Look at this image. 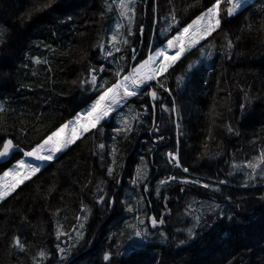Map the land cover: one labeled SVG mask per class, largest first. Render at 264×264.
<instances>
[{
  "label": "trees",
  "instance_id": "trees-1",
  "mask_svg": "<svg viewBox=\"0 0 264 264\" xmlns=\"http://www.w3.org/2000/svg\"><path fill=\"white\" fill-rule=\"evenodd\" d=\"M69 1L57 0L58 9L66 8ZM86 1L74 0L76 7L65 13L51 9L34 12L31 20L23 24L17 37V47L23 50L12 60L9 75L0 73V106L4 108L0 112V150L8 139L31 150L51 130L83 112L86 101L89 105L94 102L88 98L96 93L88 90L89 85L80 84L88 76V68L98 69L103 63L105 71L100 75L109 84L114 79L113 70L130 72L129 48L136 46L138 25L143 23L147 27L150 23L147 39L142 37L140 55H144L148 48H155L164 40L165 34L168 37L176 34L178 28L190 24L209 6L207 0H156L158 16H154L153 1L147 0L148 22H145L139 8L144 0H132L137 13L133 34L129 35L128 21L120 15V0H100L102 10H92L91 16ZM34 2L40 6V0H0V19L16 25L17 17L32 9ZM229 5L228 0H222L220 11L231 29L227 38L232 39L233 48L225 47V32H214L187 50L165 74L172 95L160 92L165 104L180 113L179 135L171 122L175 114L169 120V114L159 107L160 101L156 102V121H169L161 133H148L150 118L143 115L140 107L143 101L136 104L130 101L131 108L125 109V115L133 125L131 133H113L110 127L100 132L98 125L82 135L65 153L59 154L58 162L44 164L40 173L0 203V264H52L50 257L58 256L55 248L60 243L55 237L57 227L75 236L72 229L80 230L81 222L84 240L72 250L69 261L106 264L102 259L104 252H122L135 229L144 227L123 209L125 201L140 207L141 220L145 219V212L158 218L163 216V225L149 228L152 235L144 242L147 248L137 249L146 251L148 256L156 254L158 264H264V199H261L264 159L260 155L264 152V0L242 6L236 12L239 16L234 14L232 18L226 16ZM170 14L178 24L171 20ZM155 18L158 22L154 26ZM150 27L154 35L149 32ZM111 35H116L117 40L111 41ZM101 44L106 50L110 46L121 49L108 58L115 59V64L109 66L103 54H97ZM122 56L124 59H120ZM37 59L41 62L36 63ZM189 64L193 65L191 69ZM138 113L140 116L133 120ZM111 115L114 114L106 118L109 125L113 124ZM121 118L117 116L116 121ZM140 118L144 124L139 123ZM229 126L233 132L228 131ZM235 130L240 132L239 136ZM161 134L166 138L153 143ZM101 143L105 144L104 149L99 148ZM177 147L181 165L189 167V173L168 162L166 153ZM112 148L116 149L113 175L118 174L119 185L107 176ZM19 158L30 162L15 155L13 163ZM250 163L256 165L254 182L246 175L253 171L247 167ZM137 167L142 172L147 170L148 179L143 183L137 181L134 187L131 180L135 179ZM5 170L7 166L0 170V175ZM171 175L196 178L219 186L221 191L176 181L158 184ZM218 180L228 182L218 185ZM245 182L249 184L247 188L242 186ZM145 183L147 192L143 191ZM157 187L159 195L155 193ZM181 187L185 191H179ZM98 188L103 193L116 194L117 204L114 207H107V202L98 204L97 197L103 194ZM140 197H144L143 201ZM217 204L224 217L231 216V220L217 217ZM78 215H87L88 219L77 221ZM196 215L202 217L201 224L195 228L194 238L187 240V228L192 227V217ZM159 232L166 234L167 241ZM14 236L20 237L24 252L11 244ZM64 239L61 237V241ZM181 239L187 242L179 245ZM91 242L94 243L89 249ZM41 251L44 258L39 256ZM130 255H114L113 259L116 264H129ZM135 259L140 264L145 257Z\"/></svg>",
  "mask_w": 264,
  "mask_h": 264
},
{
  "label": "snow or ice",
  "instance_id": "snow-or-ice-1",
  "mask_svg": "<svg viewBox=\"0 0 264 264\" xmlns=\"http://www.w3.org/2000/svg\"><path fill=\"white\" fill-rule=\"evenodd\" d=\"M247 0H228V3L231 5L227 9L226 16L228 18H232L235 15L239 16V13H236V10L241 9L242 5L245 4ZM221 4L222 0H209V6L206 7L204 11L201 12L199 16L196 17L192 23L188 24L177 29L176 34L168 37L165 34L164 40H161L155 48H148L144 55H140V48L142 47V37L144 34L143 23L136 27L137 34V43L136 46L130 47L129 52L131 53L130 57H128V62L132 64L131 71L127 74H123L122 70L115 69L113 70L114 79L111 84L109 81L105 79L100 73L105 71V67L103 63H101L100 67H90L87 69L88 76L81 79V86L89 85V91H93L96 93L95 97H89L88 100H92L90 105L86 101L84 104V111L79 114H75L74 120H69L66 123H62L60 126L50 131V134H47L43 137L39 142L35 144L34 147L29 151L23 152V155L28 158H32L34 161L51 163L53 161H59L60 156L58 154H63L66 150L73 144L76 143L79 136L84 133L90 131V129H95L97 125H100L99 131L103 132L105 127H110L113 133H119L124 131L126 133H131L133 131V125L130 123L129 119L125 115V109H130L131 104H136L141 101L140 107L143 110L144 116H149L150 118V127L147 129L148 133L151 135L152 133H161L167 126L168 120H161L160 123H157L155 114L157 111V101H160V109L163 113L169 114V120L172 115L175 114V120L171 121L174 124V127L177 130V136L179 135L180 129V113L178 109L173 107H168L165 102L162 93L160 90H163V93H167L169 96L172 95L171 89L166 85L165 81L168 77L165 75L169 72V69L172 68L176 62L185 56V53L188 47L194 46L202 39H206L214 32H225L227 43L225 47L228 50L233 48L232 39L227 38V33L231 31L228 24L224 23V19L221 14ZM51 9L53 12L58 11L57 0H40V6L37 7L35 2L33 4L32 9L26 10L23 16L17 17L18 24L9 25L7 21L0 19V73L4 75H9L6 71L7 69L12 67V60L18 51H22L23 48H18V40L23 24L27 21H30L33 13L39 12H47ZM136 8L132 3V0H120V15L124 19L128 21V34L132 33V25L134 23ZM153 15L158 16V11L156 6L153 7ZM170 18L173 22L179 23L176 20L174 15L170 14ZM166 19L168 17L166 16ZM231 22V21H230ZM223 25V26H222ZM190 30H192L193 35L189 38ZM152 29L149 28V32L151 33ZM188 39V44L186 45L185 40ZM236 39H239L237 36ZM111 41H116V35H111ZM166 41V45H165ZM127 44V40L124 41ZM215 47V45H211ZM121 49L119 47H109L107 50L104 45L101 44L98 49V55L103 54V59L107 61L109 66L116 63L115 59L108 60L109 57H113L114 52L119 53ZM140 57L139 61H137V57ZM120 59H124V57H120ZM228 59H231L230 52L228 54ZM39 59L36 60V63H40ZM193 67L192 64L188 65V68L191 69ZM163 77V79H161ZM179 79H183L180 77ZM99 80V84H98ZM75 83V81H74ZM132 98H137L136 100H132ZM147 98V99H145ZM131 101V104H130ZM174 104V102H173ZM244 105H241V109L243 110ZM149 109H151V113H149ZM3 106H0V112H3ZM113 120V124L109 125L106 118L110 117ZM121 116L122 118L117 122L116 117ZM140 114L132 117L133 120H136ZM104 121L102 124L101 122ZM140 124H144L145 121L140 118ZM71 128V134L61 139V134L65 132V129H68L69 126ZM163 125V127H162ZM229 132H233L234 129L229 126ZM235 134L237 136L240 135L238 130H235ZM166 137L164 135H158L153 140V143H156L160 140H164ZM115 140V136L112 137ZM179 144V139H177V145ZM13 141L12 139H8L3 141V150L0 151V158H4V165L7 166V170L3 171V177L10 178V181L5 183L3 180H0V202L5 201L7 197L16 193L17 189L26 181L30 180L37 173L41 172V168L34 163H28L24 159H17L13 166V161L9 156L10 150L13 149ZM100 149L105 148V144H99ZM19 151V149H16ZM112 160L111 166L107 168V176L112 177L115 184L119 185L121 183L120 179L117 176H114L115 165H116V149L112 148L110 150ZM261 158L264 159V152L261 154ZM168 158V162L174 164L175 167L181 168L183 173H189V167L182 166L180 161V155L178 147L174 151H169L166 153ZM143 159V157L141 158ZM121 167H123L121 165ZM236 167V165H233ZM247 167L252 168L253 171L251 173H246L248 180L256 181V165L248 164ZM3 169V165H0V170ZM231 175V173H229ZM148 179L147 170L144 172L141 171V168H135V179L131 180V184L135 187L137 185V181L143 183ZM261 179H264V169H261ZM172 181H176L178 184H192L199 185L205 189H212L215 192H220L221 189L219 186H213L209 183L202 182L196 178H187V177H177L176 175H171L167 177V179L160 180L158 182L159 185L167 184ZM227 180H218V185L226 184ZM103 183V182H102ZM243 187L247 188L249 184L245 182ZM98 191L103 193V190L98 188ZM123 191V189H121ZM143 191H148V185L145 183L143 185ZM179 191L183 192L185 189L181 187ZM160 189L157 187L155 189V193L159 195ZM144 197H140L139 200L143 201ZM231 199V197H228ZM264 199V197H261ZM96 202L98 204L104 205L107 202V207H113L118 202V196L116 194L103 193L98 195ZM164 207L167 210V201L165 198ZM212 206H210L211 208ZM123 209L128 213L133 214V219L138 221L140 224L144 225L143 229H135L134 233L129 236L130 243L127 244L126 249L122 252L113 253L112 251L104 252L102 255V259L106 264H116L113 259L114 255H130L129 264H137L135 257H145L140 264H158L159 257L156 254L151 256L147 255L146 251H137V249H146L147 245L144 243L149 239L152 233L149 231V228L156 229L158 225H163L165 220L163 216L159 218L156 215H149L148 213H144L145 219H140V207L133 206L127 201L124 202ZM216 215L218 218H227L231 220V216L224 217L222 209H220V205H215ZM58 211V210H57ZM81 212L85 211L84 207H81ZM188 215H191V210L188 212ZM88 216L85 215L83 217L77 216V221H86ZM193 225L192 227L187 228V240H191L195 236V228L201 224L202 217L199 215L193 216ZM147 221V223H145ZM129 227L135 228V225H129ZM84 228V223L81 222L79 224V229L77 230L75 227L72 229V232H75V236H73L70 232L61 231L58 226L56 229L55 237L57 241L60 243L56 244L55 253L58 254L56 257H50L52 259V264H73V262L69 261V257L72 254V250L76 247L80 241L84 240L83 232L81 231ZM178 231H183L178 229ZM123 235V233H121ZM159 236L167 241V236L164 232H159ZM61 237H65L63 241H61ZM185 239H181L178 241L179 245H183L187 242ZM11 244L13 247L18 248L21 252L25 251V245L21 243L19 236H14L11 238ZM41 258L45 257V253L41 251L39 253Z\"/></svg>",
  "mask_w": 264,
  "mask_h": 264
},
{
  "label": "rangeland",
  "instance_id": "rangeland-1",
  "mask_svg": "<svg viewBox=\"0 0 264 264\" xmlns=\"http://www.w3.org/2000/svg\"><path fill=\"white\" fill-rule=\"evenodd\" d=\"M153 1V5L155 4V2H156V0H152ZM209 0H207V2H208ZM251 1H253V0H247V2L245 3V4H243L242 6H244V5H247L248 3H250ZM87 3H86V6L88 7V9H89V11H90V13L88 14V15H90L91 13H92V10H94V11H97V10H95L96 8H98V10H102V7H101V3H100V0H87L86 1ZM149 2H150V0H149ZM149 2L146 0V3H145V0H144V3L142 4L143 6H140L139 8L141 9L140 10V12H141V15H142V17L144 18V21L145 22H148V18H145V15H147V9H148V5H149ZM152 3V2H151ZM76 5H77V3H75L74 2V0H71V1H69L68 2V4H67V7L66 8H60L57 12H62V13H65L67 10H70L72 7H76ZM209 5V4H208ZM85 6V7H86ZM146 7V8H145ZM229 7H231V5H229ZM238 10H236V12H237ZM136 13H137V11H136ZM91 16V15H90ZM196 19V18H195ZM194 19V20H195ZM151 22V21H150ZM158 22V19H154L153 20V24H154V26L156 25V23ZM192 23V22H191ZM149 25H150V23H148V25H147V27L146 26H143L145 29H144V34H143V38H145V40L147 39V28L149 27ZM152 32V35H154V29L151 31ZM135 33H136V30H135ZM192 35H193V32H192V30H190V33H189V38H191L192 37ZM135 36H136V41H137V34H135ZM189 38H186V40H185V42H188V39ZM202 40H204V39H202ZM202 40H200L198 43H200ZM198 43H196L194 46H191V47H188V49L187 50H189V49H192V48H194ZM151 46H153V44H151L149 47H151ZM139 61V60H138ZM7 72L8 71H10V68L9 69H7L6 70ZM75 119V118H74ZM74 119H72V120H74ZM103 122V121H102ZM98 126V125H97ZM71 128H72V126L70 125L69 126V128L68 129H65V132L64 133H62L61 134V139H64V138H66V137H68L70 134H71ZM90 130H92V129H90ZM86 133H84V134H82L83 136L85 135ZM82 135L81 136H79L78 137V139L79 138H81L82 137ZM77 139V140H78ZM59 155V154H58ZM19 159H21V158H19ZM27 162V161H26ZM28 163H34V164H36L37 166H39L40 168H42V166L44 165V164H48V163H36V162H28ZM14 164H15V162L13 163V166H14ZM3 167H4V165H3ZM0 180H3L5 183H7V182H9L10 181V178H6V177H3V174L2 175H0ZM27 181V180H26ZM25 181V182H26ZM24 182V183H25ZM23 183V184H24ZM22 184V185H23ZM21 185V186H22ZM1 203V202H0ZM114 207V206H113Z\"/></svg>",
  "mask_w": 264,
  "mask_h": 264
},
{
  "label": "water",
  "instance_id": "water-1",
  "mask_svg": "<svg viewBox=\"0 0 264 264\" xmlns=\"http://www.w3.org/2000/svg\"><path fill=\"white\" fill-rule=\"evenodd\" d=\"M13 141V140H12ZM13 149L12 150H10V152H9V156L11 157V159L13 160V157L15 156V155H21V156H23V157H25L24 155H23V152H25V151H28V150H26V149H24L23 147H21V146H19V145H17L14 141H13ZM19 149V151H17L16 149ZM3 150V146H2V148H1V150L0 151H2ZM27 160H29V161H34L32 158H28V157H25ZM35 162H39V161H35ZM40 163H44V162H40ZM0 165H4V158H0ZM4 166H6V165H4ZM94 242H91V244H90V246H89V249L91 248V246H92V244H93Z\"/></svg>",
  "mask_w": 264,
  "mask_h": 264
}]
</instances>
